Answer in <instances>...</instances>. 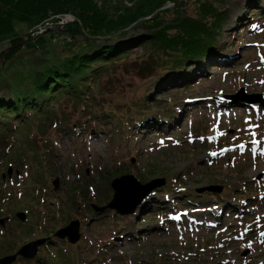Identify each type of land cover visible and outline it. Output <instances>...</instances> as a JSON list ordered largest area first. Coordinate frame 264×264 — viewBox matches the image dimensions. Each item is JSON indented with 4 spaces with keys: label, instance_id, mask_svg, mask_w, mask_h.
Listing matches in <instances>:
<instances>
[{
    "label": "rangeland",
    "instance_id": "rangeland-1",
    "mask_svg": "<svg viewBox=\"0 0 264 264\" xmlns=\"http://www.w3.org/2000/svg\"><path fill=\"white\" fill-rule=\"evenodd\" d=\"M113 1L107 5L113 6ZM182 1L180 11L191 13V1ZM220 7L226 12L220 37L224 57L212 52L209 60L214 57V64L204 68V75L190 89L178 88V76L173 77L175 84L161 85L156 79L143 81L145 71L119 70L104 80L99 95L102 105L113 108L114 118L105 127L96 129L93 120L80 118L79 111L73 110L68 114L69 127L60 128L63 132L59 134L58 124H54L46 128V135L34 138V151L24 145L28 155L22 171H29L28 181L47 191L37 197L38 201L44 197V204L33 201L32 217L23 211L27 213L23 223L29 220L26 230L31 227V233L46 231L54 236L77 221L80 240L75 245L64 240L60 245L79 246L75 251L81 264L264 262V97L255 107L245 106L240 99L219 100L236 96L241 89L248 96H264V30L251 33L245 27L253 22L248 17L264 15V0H222ZM59 19L50 18L32 30L19 27L24 42L8 60L4 56L17 47L0 43V97L10 99L12 84L26 78L44 47L61 55L80 49L83 37L71 38L63 27L73 18L63 16L67 20L63 25ZM261 27L264 25L253 29ZM141 33V29L128 30L122 41L129 42ZM146 51V47L135 46L128 60L141 59L137 57ZM139 99L146 100L147 110L141 109L145 114L138 115L128 107ZM156 100L162 101L151 103ZM63 104V111L69 112V104ZM173 105L179 106L168 110ZM57 110L61 111L58 106ZM147 113L171 121L148 124ZM84 122L87 124L79 134L75 126L82 127ZM18 160L21 162V156ZM6 174L5 170L2 177ZM126 175L142 184L155 180L158 185L132 215L96 212L93 207H103L111 200V182ZM56 179L59 184L54 191ZM169 185H178L179 194L172 193ZM79 192L87 198H81ZM170 192L169 201L166 196ZM153 203L157 205L150 207ZM181 209L182 214L178 213ZM27 232L11 240L18 243L12 254L33 241ZM41 253L42 249L38 255Z\"/></svg>",
    "mask_w": 264,
    "mask_h": 264
},
{
    "label": "trees",
    "instance_id": "trees-1",
    "mask_svg": "<svg viewBox=\"0 0 264 264\" xmlns=\"http://www.w3.org/2000/svg\"><path fill=\"white\" fill-rule=\"evenodd\" d=\"M109 1L0 0V43L9 42L11 47H17L5 55L4 60L16 54L19 45L24 42L22 35L18 33L21 26L32 30L50 18L62 19L63 16L69 15L73 21L63 27L71 38L77 35L83 37L80 49L69 50L65 55L44 47L43 55L36 64L29 66L30 71L26 78L17 79L16 86L12 84L10 99L0 97V223L4 220L3 225L0 224V258L14 255L12 253L18 243H12L11 240L15 235L30 231L27 236L31 234L33 241L46 239V242L38 247L33 259L18 257L12 264H81L82 261L75 251L79 246L71 247L67 244L63 247L60 244L66 242L55 238L52 233H31L33 228L26 230L29 220L25 223L17 221L18 214H24L27 218L28 213V216L32 217L35 206L33 201L43 192H47L38 185L39 183L28 181L29 171H22V166L27 167L25 162L28 155L27 150L23 151L24 145L34 151V138L46 135V128L51 125L55 124L56 127L58 124L56 131L59 134L63 132L60 128L69 127L68 114L73 110L79 111L80 118L93 120L95 128L105 127L104 124L114 118L111 112L113 108L102 105L99 95L103 92L104 80L113 73L117 74L119 70L145 71L143 81L156 79L161 85L175 84L173 77L178 76V88L185 90L201 79L205 73L204 68L214 64V57L209 60L212 52L218 57L224 52L225 45L221 48L220 42L224 33L221 25L226 20V12L220 7L222 0H190L194 9L189 14L180 11L182 0H114V5L108 6ZM261 10L264 11V8ZM248 19L254 22L250 26L246 24L248 32L256 33L257 29H253V26L257 23L264 25L262 14L257 19L253 16ZM55 20L57 22V19ZM244 23L245 21L242 25ZM137 29H141L142 33L135 37L136 40L134 38L129 42L122 41L128 30ZM109 42L112 44H106ZM66 44L69 45L68 42ZM135 46L146 47L147 51L137 57L141 59L128 60ZM15 72L18 76L21 75L18 69ZM145 101L139 99L128 107L136 110L138 115L145 114L141 113V109L146 111L148 108ZM63 103L69 104V112L63 111ZM170 105L171 102L163 106ZM57 106L61 111L57 110ZM178 106L173 105L171 109L168 107V110L175 111ZM153 115L147 113L145 116L148 124H152V120L160 124L171 121L164 119L163 115L159 118H156L157 113ZM144 121L146 119L139 125ZM86 124L84 122L82 127L75 126L79 134L83 133ZM7 155H10V159ZM23 155L26 156L22 158ZM20 156L21 162L18 160ZM5 170L7 174L3 178ZM9 170L13 173L12 177H8ZM173 186L169 185L172 193H178L179 186ZM162 190H166V185ZM172 193L166 196L169 201ZM79 195L84 199L88 196L84 192H79ZM41 198L44 204V197ZM40 200H37V204H40ZM176 202L172 201L178 206ZM155 205L157 204H150V207ZM183 211L184 209H181L179 213L182 214ZM6 217L10 218L8 222L5 221ZM66 223L67 221L64 224ZM40 249L43 253L38 255Z\"/></svg>",
    "mask_w": 264,
    "mask_h": 264
},
{
    "label": "water",
    "instance_id": "water-1",
    "mask_svg": "<svg viewBox=\"0 0 264 264\" xmlns=\"http://www.w3.org/2000/svg\"><path fill=\"white\" fill-rule=\"evenodd\" d=\"M263 97V95L248 96L244 93V89H241L238 95L233 97H219V100L238 101L240 99L244 104L251 106L261 104V98ZM8 175L11 176L10 170L8 171ZM58 184V180L56 179L53 182L54 191L58 190ZM157 185L158 183L155 180L147 184H141L137 179L129 175L116 178L110 184L113 195L109 203L100 208L96 206L93 208L98 213L110 210L121 217L132 215L136 211V208L143 202L144 198L150 195ZM17 217L21 222L24 221V214H18ZM0 224L3 225V221ZM54 237L61 241L66 240L71 245H75L80 240L79 223L77 221H71L66 227L58 230L54 234ZM45 242L46 239H41L25 244L16 254L0 258V264H12L18 257L31 260L36 256L38 247L42 246ZM261 264H264V262Z\"/></svg>",
    "mask_w": 264,
    "mask_h": 264
},
{
    "label": "built area",
    "instance_id": "built-area-1",
    "mask_svg": "<svg viewBox=\"0 0 264 264\" xmlns=\"http://www.w3.org/2000/svg\"><path fill=\"white\" fill-rule=\"evenodd\" d=\"M61 21H60V23H61V25H63L65 22H67V20H64V19H60ZM42 31V30H41ZM45 30L43 29V32H44ZM42 32V33H43ZM41 34V33H40Z\"/></svg>",
    "mask_w": 264,
    "mask_h": 264
},
{
    "label": "bare ground",
    "instance_id": "bare-ground-1",
    "mask_svg": "<svg viewBox=\"0 0 264 264\" xmlns=\"http://www.w3.org/2000/svg\"><path fill=\"white\" fill-rule=\"evenodd\" d=\"M100 208V207H99ZM160 209V208H159Z\"/></svg>",
    "mask_w": 264,
    "mask_h": 264
}]
</instances>
